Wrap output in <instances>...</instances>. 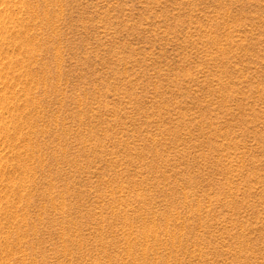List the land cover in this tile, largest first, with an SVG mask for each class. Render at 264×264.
Returning a JSON list of instances; mask_svg holds the SVG:
<instances>
[{
    "label": "rangeland",
    "instance_id": "obj_1",
    "mask_svg": "<svg viewBox=\"0 0 264 264\" xmlns=\"http://www.w3.org/2000/svg\"><path fill=\"white\" fill-rule=\"evenodd\" d=\"M0 264H264V0H0Z\"/></svg>",
    "mask_w": 264,
    "mask_h": 264
}]
</instances>
